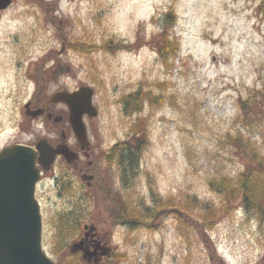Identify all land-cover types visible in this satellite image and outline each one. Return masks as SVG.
Instances as JSON below:
<instances>
[{
    "label": "rangeland",
    "instance_id": "rangeland-1",
    "mask_svg": "<svg viewBox=\"0 0 264 264\" xmlns=\"http://www.w3.org/2000/svg\"><path fill=\"white\" fill-rule=\"evenodd\" d=\"M166 12L178 43L168 64L151 45ZM57 62L68 71L53 75ZM83 85L94 90L98 114L89 124L103 146L126 141L139 154L128 181L123 166L110 175L114 197L79 200L83 221L109 238L111 253L98 264H264V221L238 201L211 230L197 228L204 207L223 201L210 181H235L243 169L236 144L264 155V118L241 122L237 103L257 92L264 99V0H12L0 12V150L40 135L42 123L24 114L37 89L48 95ZM138 90L142 109L128 113L122 97ZM45 191L47 257L91 264L68 251L79 232L76 221L66 224L75 197L60 201L51 181ZM185 199L179 215L190 227L159 210ZM120 201L156 214L153 228L122 224Z\"/></svg>",
    "mask_w": 264,
    "mask_h": 264
},
{
    "label": "flooded vegetation",
    "instance_id": "flooded-vegetation-1",
    "mask_svg": "<svg viewBox=\"0 0 264 264\" xmlns=\"http://www.w3.org/2000/svg\"><path fill=\"white\" fill-rule=\"evenodd\" d=\"M74 90L76 89L71 91ZM40 91L39 89L36 90L27 102V110L24 109L25 114L26 111L31 114L40 111L35 117L32 115H25L26 121L38 120L42 123L40 135L32 131L34 136L32 140L26 142L15 141L13 144H25L35 148V143H37L38 140L46 138L48 143L54 147L62 142L74 154V157H69V159L62 155H57L50 168L43 170L38 164L39 152H36V164H38L37 166L40 169V177L35 184V198L39 204L42 220L45 217V212L41 203L42 197L40 193H46L45 188L47 181H51L52 185L55 184V187L58 188L57 192L60 201L71 200L75 197L74 201L77 202L76 204L74 203L75 206L72 207L74 210V217L68 220L70 214L73 213L72 210L67 211L68 214H65L66 224H73L76 221L79 228V232L76 234L77 237L71 244H77L82 241V248L85 251L94 253L91 258L95 264H98L111 253L109 238L107 237L108 235L98 230L93 223L87 224L88 222L85 223V221H83L79 213L81 212L85 215V210L82 211L80 209L79 204L81 202L79 200H81L84 194L86 197L92 195H97L98 197L106 196V198L115 196L114 193L112 195L110 192V184L107 181L110 179V175L114 174V170L119 174L121 168L118 144L115 143L110 147L103 146L100 138H98L92 128V125L89 124V121L97 115L94 117L90 116L88 113H84L82 116V121H84L86 128V139L82 142L79 141L69 121L71 113L69 107L60 101L54 102L52 100L53 94L45 95ZM57 91H54V93ZM93 98L94 90L92 99ZM92 104L97 110L98 107L95 105L94 100H92ZM125 142L126 141L123 143L127 145ZM69 203L70 205L68 206L73 205V202ZM59 218L62 220L61 217ZM71 254L79 255L82 258L83 251ZM94 262L92 263L94 264Z\"/></svg>",
    "mask_w": 264,
    "mask_h": 264
},
{
    "label": "water",
    "instance_id": "water-1",
    "mask_svg": "<svg viewBox=\"0 0 264 264\" xmlns=\"http://www.w3.org/2000/svg\"><path fill=\"white\" fill-rule=\"evenodd\" d=\"M10 4L11 0H0V11ZM61 71L59 68L56 72ZM92 93L91 88L82 86L76 91H62L52 96L54 102L61 101L69 107V121L81 142L86 139L85 126L81 121L83 114L96 115L90 100ZM39 112L27 114L36 116ZM36 144L38 162L43 169L50 167L56 155L67 159L74 157L63 143L53 147L42 139ZM35 160V149L25 145L14 144L0 150V264H55L40 247L41 218L34 197L39 169ZM81 244L82 241L74 243L71 252L84 250ZM92 255L94 253L85 251L84 259L89 260Z\"/></svg>",
    "mask_w": 264,
    "mask_h": 264
},
{
    "label": "trees",
    "instance_id": "trees-1",
    "mask_svg": "<svg viewBox=\"0 0 264 264\" xmlns=\"http://www.w3.org/2000/svg\"><path fill=\"white\" fill-rule=\"evenodd\" d=\"M173 19L174 16L172 13H165L162 34H159V36L154 39L153 44H151L159 57H161L164 64H168V59H173L178 52V43L176 39L170 37L168 34L172 28ZM68 45L77 47L74 43H68ZM77 48L80 47L78 46ZM34 79L37 81L36 77ZM144 96V92L138 90L135 93L122 97L128 107L126 111L128 113L141 111L143 101L145 100ZM262 97L263 94L257 92V95L253 94L244 100L237 98V103L241 112V122L246 121L251 116L256 118L260 117L261 119L264 118V99ZM236 146L242 153L243 169L238 173L235 181H230L228 178L227 181H210V184L215 185L214 187H216L215 189L217 190H214L217 191L218 194L220 193V197L223 198V201L216 207H204L197 223V228L201 233L206 230H211L216 221H218L225 212H229L231 208L234 207V201H238L239 205L246 210H254L261 218V221H264V155L259 156L255 150H250L247 153L245 148L238 143ZM118 149L122 152L120 163L121 166H123V176L126 178V175L129 174V172L125 170L127 166H134V169L139 166V154H136L135 157L133 151L131 152V150H129V146H126L125 149L124 143L118 144ZM128 150L130 152H128ZM135 172H133V176ZM126 180L128 181L129 178H126ZM120 203L121 209L119 212L116 211V214L122 224L125 223L128 225L130 230H138L141 224H144L147 228H153V218L156 214L152 215V212H150L148 213V216L150 217H148L147 215H142L141 212L130 203L124 201H121ZM186 207L187 199H185L184 206L174 204V202L167 200L165 204L159 206V210L161 213L166 212L168 215L175 218L177 224L178 222L184 223L186 227H190L179 215V213L184 211ZM145 211L149 210L145 209L144 212ZM146 218L149 219L150 222H147L145 220Z\"/></svg>",
    "mask_w": 264,
    "mask_h": 264
}]
</instances>
